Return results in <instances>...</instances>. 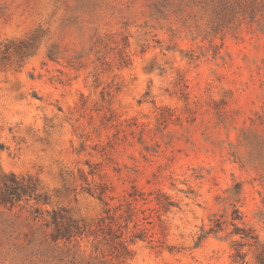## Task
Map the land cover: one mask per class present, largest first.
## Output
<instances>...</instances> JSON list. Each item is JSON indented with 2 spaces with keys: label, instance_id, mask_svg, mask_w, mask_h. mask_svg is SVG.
I'll return each mask as SVG.
<instances>
[{
  "label": "rangeland",
  "instance_id": "rangeland-1",
  "mask_svg": "<svg viewBox=\"0 0 264 264\" xmlns=\"http://www.w3.org/2000/svg\"><path fill=\"white\" fill-rule=\"evenodd\" d=\"M0 264H264V0H0Z\"/></svg>",
  "mask_w": 264,
  "mask_h": 264
},
{
  "label": "trees",
  "instance_id": "trees-1",
  "mask_svg": "<svg viewBox=\"0 0 264 264\" xmlns=\"http://www.w3.org/2000/svg\"><path fill=\"white\" fill-rule=\"evenodd\" d=\"M11 180L13 182H15V186L9 189V193H8V197L9 198L20 200L22 198V196H25V195L30 196V197H32L34 199H37V200L40 198V196L35 194V189L34 188L29 189V188L21 186L18 183V181L15 179L14 176H11ZM109 230L112 233H114L113 232V228H109ZM67 234H69V230L68 229L65 231L63 237H68ZM118 246L120 247V249L117 250L118 253L115 255V257L120 258L124 254V253H122V250L123 251H127V248H126L125 244H123L122 241H119V243L117 244V247H115V248H118Z\"/></svg>",
  "mask_w": 264,
  "mask_h": 264
}]
</instances>
